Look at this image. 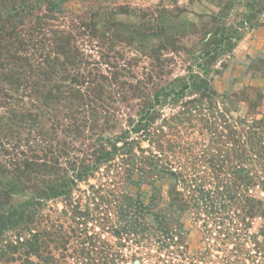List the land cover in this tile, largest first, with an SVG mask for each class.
<instances>
[{
  "label": "rangeland",
  "instance_id": "1",
  "mask_svg": "<svg viewBox=\"0 0 264 264\" xmlns=\"http://www.w3.org/2000/svg\"><path fill=\"white\" fill-rule=\"evenodd\" d=\"M229 3L233 7L227 10ZM63 10L62 28L76 21L107 33L103 45H87L85 53L103 63L129 64L133 71L121 73L119 81L133 85L156 63L149 58L153 48L163 49L164 43L176 41L181 51L157 52L165 61L161 86L176 78L188 82L192 58L223 25L231 33L239 29L240 38L233 41L221 73L210 75L213 105L183 107L198 97L189 90L178 102L155 105L154 129L142 136L131 156L122 152L94 167L69 202L46 203L45 218L64 224L71 235L75 221L84 230L66 253L52 244L49 250L59 263L49 264H78L87 257L86 236L97 240L99 250L119 255L115 264H264V0H68ZM144 95L115 100L108 120L97 111L98 129L109 143L128 128L127 118L141 110ZM97 139L95 134L77 147H90ZM156 163L158 168L171 165L186 182L158 173ZM240 172L254 178L250 187L237 179ZM70 204L78 205L75 213ZM132 218L138 221L134 229ZM140 218L147 228L138 226ZM17 239L16 232H8L0 238L1 250ZM30 258L32 264H43L35 255ZM0 264L23 260L0 257Z\"/></svg>",
  "mask_w": 264,
  "mask_h": 264
},
{
  "label": "trees",
  "instance_id": "2",
  "mask_svg": "<svg viewBox=\"0 0 264 264\" xmlns=\"http://www.w3.org/2000/svg\"><path fill=\"white\" fill-rule=\"evenodd\" d=\"M67 1L0 0V238L11 231L19 238L16 244L7 242L3 250L0 248V257L23 260V264H32V255L43 264L50 260L59 263L49 247L54 244L55 250L66 253L71 240L82 239L84 230L80 222L75 221L77 227L71 235L64 224L53 223L41 210L54 199L69 202L73 189L87 180L94 167L111 162L122 152L131 156L139 148L142 136L150 135L154 129L155 105L170 99L178 102L189 91L198 97L182 103L183 107L213 105L210 75L221 73L224 58L234 47L233 41L240 38L239 29L231 33L223 25L211 35L206 49L192 58L188 82L176 78L161 86L165 61L156 57L157 52L160 55L161 51H181L176 41L164 43L163 49L153 48L155 55L149 58L154 56L156 63L144 73L143 80L133 85L119 81L121 73L133 71L132 66L103 63L85 53L87 45H103L106 32L100 33L95 25L85 22L72 21L67 28L58 25L60 18H65L63 6ZM228 6L227 10L233 7L230 3ZM193 67L200 71L195 72ZM143 93L146 95L136 114L138 121L136 115H130L128 128L109 143L102 129H98L97 111L104 112L108 120L113 110L111 103L126 102ZM95 134L98 145L95 142L90 147H77L78 142H91ZM158 165L153 164L158 173H170L178 184L186 182V178L180 180V173L171 170V165ZM235 176L245 187H250L254 179L241 172ZM225 188L229 192V187ZM17 197L23 200L13 205ZM68 206L74 213L79 208ZM141 220L138 226L147 228L146 219ZM137 223L132 218L130 228L134 229ZM157 224L160 225L159 220ZM83 239L89 240V248L87 257L81 256L78 264H115L117 255L99 250L93 238ZM18 253L20 257H15Z\"/></svg>",
  "mask_w": 264,
  "mask_h": 264
}]
</instances>
